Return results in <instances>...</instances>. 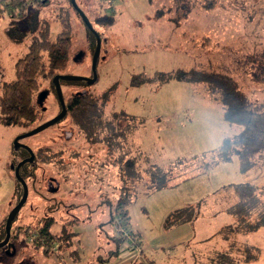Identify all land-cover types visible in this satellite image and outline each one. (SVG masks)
I'll use <instances>...</instances> for the list:
<instances>
[{
    "label": "rangeland",
    "instance_id": "374dc122",
    "mask_svg": "<svg viewBox=\"0 0 264 264\" xmlns=\"http://www.w3.org/2000/svg\"><path fill=\"white\" fill-rule=\"evenodd\" d=\"M24 1L29 3L26 14L12 17L10 12L17 8L10 0H0V82L14 79L15 61L28 49L35 16L49 21L50 38L60 30L59 16L70 22L69 56L57 74L91 77L95 37L71 0ZM189 1V13L179 18L182 1L75 0L100 36L96 79H61L60 85L64 101L84 91L108 93L101 127L88 137L67 115L20 139L35 153V162L21 173L27 198L12 222L16 237L0 246V264H112L114 230L105 199L111 201L112 188L118 187V198L130 199L128 228L140 232L143 251L155 264H264V226L223 237L227 233L223 227L235 222L226 208L237 198L223 185L254 183L261 200L257 211L264 210V161L257 159L245 172L236 160L208 168L214 159L212 149L241 126L226 122L224 128L217 122L214 115H218L216 108L221 112V105L211 99L213 94L202 81L132 83L134 75L178 68L222 71L239 83L250 100L264 106V80L253 77L258 62L254 58L264 55V0H216L209 9L201 6V0ZM102 14L113 15V23L99 22ZM10 21L18 27V41L8 35ZM247 53L252 57L246 58ZM51 84L49 79L40 81L37 91L41 93L35 96L38 113L30 126L0 123V241L8 212L21 195L13 166L28 156L25 148L16 146L15 138L60 111ZM187 87L194 88L193 95L183 92ZM73 151L80 152L75 159ZM61 161L88 164L73 169L85 173L77 188L79 205L60 202L54 189L63 174L58 169ZM131 162L132 171L127 168ZM155 167L166 171L168 185L143 194ZM100 190L108 196L102 195L103 206L97 208ZM88 206L95 210L89 212ZM51 215L62 217L68 231L76 222L88 225L76 229L71 246L66 247V240H55L49 245L40 241L41 247H35L32 239L38 237L43 218ZM249 220H255L254 213ZM54 244L61 247L59 256L42 254L46 248L55 251ZM246 247L258 248V255L244 261Z\"/></svg>",
    "mask_w": 264,
    "mask_h": 264
},
{
    "label": "trees",
    "instance_id": "16d2710c",
    "mask_svg": "<svg viewBox=\"0 0 264 264\" xmlns=\"http://www.w3.org/2000/svg\"><path fill=\"white\" fill-rule=\"evenodd\" d=\"M42 1L44 2L46 0ZM179 1H182L181 5L183 8V13L179 15V18H181L189 13L191 3L189 0H176V2ZM215 3L216 0H201L200 4L203 8L209 9ZM10 4L17 9L15 12H10L9 16L22 17L26 14L25 9L29 3L24 0H11ZM36 12L34 11L33 13ZM157 14L159 15L158 12ZM12 20L14 21V19ZM97 20L111 24L114 21V17L113 15L102 14ZM58 22L60 24V30L55 38H50L49 21L43 18L38 19L35 16L33 21L30 22V31H32L30 42L28 49L15 61V77L12 80L0 82V123L30 126L36 119L38 113L35 96L41 93L37 91L40 81L42 79L51 80V85L55 89L52 79L61 68L66 66L71 42L70 22L64 16H59ZM11 25V28L8 29V35L13 40L18 41L20 39L17 35L19 33L18 27L14 22H11ZM247 54L246 58L252 57L249 56V53ZM256 59L258 62L254 65L253 77L257 80H264V55H259L254 58L255 61ZM175 78L191 82H204L208 90L222 105L225 121L229 124L241 126L239 130L227 135L219 145L212 149L214 159L208 168L219 162H229L236 159L239 169L245 172L253 168L257 159L264 161V106L261 103L250 100L240 89L239 83L231 75L215 70L194 68L185 70L178 68L171 71H156L150 76L134 75L132 77V83H163ZM108 98L109 95L107 92L102 93L100 96L87 91L74 93L64 101L67 111L63 118L69 115L73 125L79 131L84 132L86 136L91 137L101 127L104 111L103 106ZM46 148L51 149L49 147ZM34 162L35 153L33 161L25 163L20 168V175L28 163L33 164ZM13 167L15 168V164ZM127 168L132 171L134 168L133 163L131 162ZM121 170L124 169L122 168ZM168 180L169 177L166 171L155 167L154 170L149 172L148 184L144 193L148 194L168 185ZM223 188L232 189L237 196L236 202L226 208V212L235 217V222L228 223L223 227L224 230H227V233L223 237H229L230 232H248L264 226V210L257 211L261 200L254 183L248 181L228 183L223 185ZM129 202L130 199L128 197L120 196L117 199L110 214L109 221L112 226L114 217L117 215L123 224L128 225L130 218L128 212ZM185 209H189V207H185ZM252 213H254V221L249 220V216ZM52 222V216H45L43 218L42 223L37 229L38 237L32 239V245L41 247L42 243L40 241H44L45 244L49 245L55 240H66V245L68 246L72 240L73 232L71 230L68 231L69 226L67 222L62 224L60 231L62 236H55L50 231L49 228ZM4 234L5 232L3 231L1 238L4 237ZM14 234L11 223L10 237H16ZM129 238L134 242L136 240V233L130 230ZM126 239L127 237L124 234H117L114 231V240L117 246ZM50 252L47 248L44 250L45 254ZM258 253V248L251 250L249 247H246L243 260L248 261L251 258H255ZM137 264H150V262L143 263L142 261H138Z\"/></svg>",
    "mask_w": 264,
    "mask_h": 264
},
{
    "label": "crops",
    "instance_id": "0c3cea01",
    "mask_svg": "<svg viewBox=\"0 0 264 264\" xmlns=\"http://www.w3.org/2000/svg\"><path fill=\"white\" fill-rule=\"evenodd\" d=\"M152 83H156V82H152ZM176 86H177V84H175V87ZM206 89L208 90L207 85H206ZM194 91H195L194 88H192V91H191V89H189L187 87L186 91H183V92H186L188 94L193 95ZM211 97H212L211 99H213L214 101H216L220 104V102L213 95ZM219 104H216V105L218 107H220ZM186 105H187V103H186ZM216 109H217L216 111L218 112V115H216V113H215L214 118L217 120V122L222 127L226 128V126L229 124H226V121L223 117L222 105H221V112H219L220 108H219V110H218V108H216ZM135 117H137V116L135 115ZM130 136L133 137L131 134H130ZM127 138L129 141L130 137L127 136ZM59 150L62 153L64 151L62 148H60ZM73 153H74L73 158L75 159L76 157H78V156H76V155H78L77 153H80V152L79 151L78 152L73 151ZM233 160H236V159H233ZM233 160H231V161H233ZM231 161H229V162H231ZM237 163H238V161H237ZM168 164H170V163H168ZM80 165H88V164H86L85 162L79 163L77 161H72V162L71 161L70 162L69 161H63V162L61 161L59 163V165H58V169L60 168L59 173L63 172V174H62V176H60L59 180L57 181V187L54 189L59 191V197L58 198H60L59 199V201L61 200L60 202L63 201L66 203H70L71 205H75V204L79 205L78 203H80L79 202L80 200H78L79 199V192H78L77 188L80 189L79 185H82V179H83V178H81V174L84 175L85 173H79V172H76L75 170L73 171V169H75L77 167H80L77 169H84L85 167H87V166L82 167ZM165 165H167V164H164V166ZM90 166H92V165H90ZM186 179H189V178H186ZM186 179H184V180H186ZM170 185H174V184H170ZM64 186H66V187H64ZM54 189H52V191H54ZM112 192H113L114 198H112L111 201L109 200V198L105 199L106 202L109 203L108 209H109L110 214H111L110 205L113 203L114 200H116L118 198L119 187H118V189L112 188ZM152 192H154V191H152ZM152 192H150V193H152ZM150 193H148V194H150ZM99 194H100V198L98 199V201H96L97 199L94 198L96 201V204H97V208H101L103 206L104 199L101 200L102 195L105 197L108 196L106 190H100ZM143 194H146V193H143ZM236 200H237V198H236ZM86 209H88L89 212H91V210H93L94 208L92 209L91 206H88ZM128 212L130 215L129 207H128ZM52 217H53V222L50 225L49 229L52 233L57 234L58 232L61 231V227H62V224L64 221H63L62 217H60V216L57 219L54 216H52ZM109 220H110V216H109ZM61 221H63V222L60 223ZM129 221H130V218H129ZM129 221H128V225H129ZM82 223H84V222H82ZM82 223H78V222L73 223L72 226H74V224L76 225V226H74L75 230H74V227H71V231L73 232V236L76 233L77 228L80 229V228L88 225L87 223L86 224H82ZM110 225H111V222H110ZM111 227H112V225H111ZM130 230H132L134 233H136V240H134V242H133L132 239L127 238L124 242H122L118 246L116 244V241L114 240V233H113L112 239L114 240V247L110 251V255L114 259L112 264H137L138 261H142L143 263L150 262V264H155V260L153 259V257H151L146 251H143L144 248H142V246H141L142 241L140 238L141 237L140 232L137 229H134L131 227H130ZM72 239H73V237H72ZM72 244H74V243L71 240V242L68 244V246H71ZM68 246H66V247H68ZM53 247H54L55 251L48 253V254H45L43 252L42 254L47 255V256H49L51 254L59 256L60 253L58 251L61 247H59L58 244H54ZM122 247H124V248H122Z\"/></svg>",
    "mask_w": 264,
    "mask_h": 264
},
{
    "label": "water",
    "instance_id": "95a60500",
    "mask_svg": "<svg viewBox=\"0 0 264 264\" xmlns=\"http://www.w3.org/2000/svg\"><path fill=\"white\" fill-rule=\"evenodd\" d=\"M71 4L75 8V10L79 13V15L81 16V19L83 20L85 25L89 28V30L93 33V35L95 37V48H94L93 57H92V76L91 77H85V76H79V75H60V74L54 75L53 83H54L55 91L57 93V98H58V101L60 104V111L56 115H54L52 118H50L49 120L35 126L34 128H31L30 130H28L25 133H22V134L16 136V138H15L16 146L25 148L28 152V156L19 160L17 162V164L15 165V168H14V174L22 186V193H21L19 200L15 203V205L8 212V215H7L6 220H5V225H4L5 234H4L3 239L0 241V246L6 244L7 241L9 240L12 220L14 219L17 212L19 211V209L24 204V202L27 198V193H28L26 181L20 175V168L25 163L33 161L34 152L32 151V149L29 146H27L26 144L21 142L20 139L25 137V136L32 135V134L46 128L47 126L55 123L56 121H58L59 119H61L65 115L67 108L65 106V102H64V98H63V94H62V89H61V85H60L61 79H63V80L64 79L65 80H85L88 82H93L96 79L95 65H96L97 57H98V54L100 51V43H101L100 36H99V33L97 32V30L91 24L87 15L83 12L82 9L79 8V6L75 2V0H71ZM41 95L43 96L44 93Z\"/></svg>",
    "mask_w": 264,
    "mask_h": 264
},
{
    "label": "built area",
    "instance_id": "2783aa9c",
    "mask_svg": "<svg viewBox=\"0 0 264 264\" xmlns=\"http://www.w3.org/2000/svg\"><path fill=\"white\" fill-rule=\"evenodd\" d=\"M113 229L117 234L121 233L124 234L127 238L130 237V229L127 227V225L123 224L119 216L114 217Z\"/></svg>",
    "mask_w": 264,
    "mask_h": 264
},
{
    "label": "flooded vegetation",
    "instance_id": "af4514ba",
    "mask_svg": "<svg viewBox=\"0 0 264 264\" xmlns=\"http://www.w3.org/2000/svg\"><path fill=\"white\" fill-rule=\"evenodd\" d=\"M11 1V0H10ZM43 252V251H42Z\"/></svg>",
    "mask_w": 264,
    "mask_h": 264
}]
</instances>
